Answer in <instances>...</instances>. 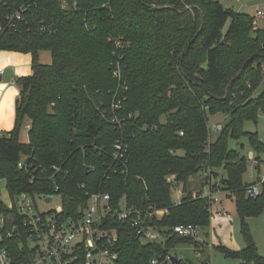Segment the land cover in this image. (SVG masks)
<instances>
[{
  "label": "trees",
  "instance_id": "trees-1",
  "mask_svg": "<svg viewBox=\"0 0 264 264\" xmlns=\"http://www.w3.org/2000/svg\"><path fill=\"white\" fill-rule=\"evenodd\" d=\"M2 51L30 54L33 72L14 81L15 127L0 132V183L11 198L53 195L58 186L70 216L97 192L115 204L164 210L152 220L164 242H143L131 225H116L118 264H151L181 243L200 250L173 228L210 226L214 202L193 198L190 179L224 170L211 191L235 201L246 247L221 250L241 264H264L245 222L263 213L264 184L257 197L248 196L251 160L229 147L247 136L264 153L258 133L244 131L246 122L264 116V28H255L254 17L217 0H0ZM42 52H50V64L40 62ZM217 114L226 121L212 141L209 117ZM121 139L129 145L128 162L110 169ZM22 157L28 160L21 169ZM254 161L264 163L260 156ZM171 176L182 185L178 204ZM6 212L0 187V214ZM7 246L13 261L28 260L19 239Z\"/></svg>",
  "mask_w": 264,
  "mask_h": 264
},
{
  "label": "built area",
  "instance_id": "built-area-1",
  "mask_svg": "<svg viewBox=\"0 0 264 264\" xmlns=\"http://www.w3.org/2000/svg\"><path fill=\"white\" fill-rule=\"evenodd\" d=\"M63 5L65 6V3ZM17 18L21 19V16L17 15ZM261 18H264V10L257 9L254 16L255 28H264L259 25ZM262 69L264 70V64ZM4 73L2 70L0 75ZM114 122L117 120L114 119ZM208 128L211 134L219 133L224 125L209 123ZM128 152L127 141L118 140L113 147L110 169L124 167L128 162ZM249 159L254 162L252 153ZM27 160L28 158L22 157L19 168H25ZM53 170L59 169L53 167ZM202 175L207 191H197L193 193V198L202 195L211 198L214 203L217 202L216 193L211 191V178L208 174ZM168 180L172 183L173 193L180 185L174 183L175 176L169 177ZM263 184L264 174L247 188L248 196L257 197ZM58 193L59 187L56 186L53 195L44 196H52L51 203L55 197L60 200V204L49 211H41L36 201L39 196L28 193L10 197L8 206L4 203L8 212L0 214V264H18L11 258L7 246V242L13 239H19L21 248L26 246L29 250L28 260L20 264H118V223L135 228L138 238L143 242L159 243L164 237L162 230L152 224L154 218L160 219L166 213L164 210L150 208L142 211L127 207L124 200L115 204L109 193L97 192L88 195L85 203L79 206L77 215L70 216L64 211L62 197ZM42 201L45 202L44 199ZM173 232L183 238L196 240L200 237V228L192 224L177 225ZM167 261H172L171 255H167L165 261L155 255L150 263L165 264Z\"/></svg>",
  "mask_w": 264,
  "mask_h": 264
},
{
  "label": "rangeland",
  "instance_id": "rangeland-1",
  "mask_svg": "<svg viewBox=\"0 0 264 264\" xmlns=\"http://www.w3.org/2000/svg\"><path fill=\"white\" fill-rule=\"evenodd\" d=\"M224 7L231 8L235 12L245 13L254 17L256 15L257 9L264 10V0H240L237 2L236 0H217ZM264 19V18H263ZM259 25L264 27V21H259ZM1 54V53H0ZM7 55V54H5ZM30 56V68L32 65V56L29 54H23L24 56ZM22 57V58H23ZM23 61V59H21ZM40 62L48 61L51 63V54L50 52H44L40 54L39 58ZM22 65V64H21ZM9 68L4 69L7 72L6 76L3 78H8L13 80L18 79L15 75L12 77L8 74ZM26 77V76H24ZM15 86L17 84L13 83ZM18 87V86H17ZM19 88V87H18ZM20 89V88H19ZM20 95V94H19ZM19 98V97H18ZM17 98V100H18ZM16 100V102H17ZM164 121V120H162ZM210 125L221 123L225 124L226 118L223 114H217L209 117ZM30 122H27L21 131L23 141L28 140V132L30 129ZM244 131L246 133H258L260 139L264 144V116L259 115L257 118V123L253 121L246 122L244 125ZM219 133L212 134V141H214ZM229 147L231 151H234L240 155V157H248L250 153H252L255 158L260 156V159L264 162V153L258 155L257 152L251 146L248 137L243 136L240 140L235 141L231 140L229 142ZM222 173L225 175L224 170ZM264 174V163L258 167V164L254 165L252 162H248L247 164V173L244 176V181L248 184L256 183L259 176ZM198 177V185L197 188H201V177ZM200 178V179H199ZM215 181L213 180L212 183ZM1 187V195L3 202L8 206L11 202L9 193L6 189L5 182L0 183ZM190 188L192 189V182L190 181ZM180 188L178 190L173 191V200L176 204L181 201ZM37 205L39 206L41 211H49L54 209L56 206L60 204V200L58 197H55L52 203H46L42 200L36 199ZM219 210V211H218ZM213 217L211 219L210 226L206 228H200V237L196 239L203 247L201 251L203 252L202 258L197 259V249L195 245L189 243H181L178 244L175 248L171 249L169 254L172 257L178 258L183 262H192L193 264H198L202 260H209L211 264H241V262L236 258H229L222 252L221 248H226L232 252L241 251L246 247V240L244 235V227L242 219L237 214L235 201L231 198L226 197L225 193H218V201L213 203L212 208ZM246 224L248 226V230L252 239L257 247L258 253L264 257V211L258 217H252L246 219ZM207 243H212V247H208L204 245L203 241ZM165 238L162 237L160 242H164ZM159 242V243H160ZM165 264H175L172 261H167Z\"/></svg>",
  "mask_w": 264,
  "mask_h": 264
},
{
  "label": "crops",
  "instance_id": "crops-1",
  "mask_svg": "<svg viewBox=\"0 0 264 264\" xmlns=\"http://www.w3.org/2000/svg\"><path fill=\"white\" fill-rule=\"evenodd\" d=\"M264 21L263 18L259 20ZM42 52L41 54H43ZM7 54V55H5ZM30 55V54H29ZM23 53H17V52H8V51H2L0 54V72L6 68L12 69L13 70V75L15 77L17 76L18 78L24 77V76H30L32 75V65L30 68V56H24L23 58ZM23 59V61L21 60ZM52 60V59H51ZM43 64H49L48 61H43ZM22 64V65H21ZM7 72L3 75H0V132H10L14 129L15 127V122H16V100L19 97L20 94V89L15 86L13 83L15 81V78L13 77L11 79H6L3 78L6 76ZM251 154V153H250ZM252 164L256 165L255 161L252 162ZM201 177V188L194 189V187L197 188L198 185V177ZM225 175L222 173V170H215L214 174L212 175L211 178V183L214 180L215 182L212 183V185L215 186V184L220 183V179H222ZM259 178V177H258ZM258 180V179H257ZM192 182V189L193 193L197 191H207L206 188H204V182H203V175L199 174L190 179ZM257 182V181H256ZM255 183V182H254ZM180 188V197H182V185H180L177 190ZM221 192V191H220ZM218 192V193H220ZM218 193H216L217 198H218ZM226 195V194H225ZM229 198V197H228ZM219 211V210H218ZM203 241V240H202ZM204 245L208 247H212V243H207L203 241ZM203 246L201 245V248ZM203 255V252L201 249L198 251L197 250V259H201ZM204 260L200 261L203 262ZM192 263V262H191ZM198 263V264H200ZM193 264V263H192Z\"/></svg>",
  "mask_w": 264,
  "mask_h": 264
},
{
  "label": "water",
  "instance_id": "water-1",
  "mask_svg": "<svg viewBox=\"0 0 264 264\" xmlns=\"http://www.w3.org/2000/svg\"><path fill=\"white\" fill-rule=\"evenodd\" d=\"M191 46V44L189 45V47ZM188 52V49L184 52V55H186V53ZM8 74L10 75V76H12L13 75V70L12 69H9L8 70ZM92 128V127H91ZM39 199L40 200H45V202L46 203H51V201H52V196H49V197H46V198H44V196H39ZM171 260H172V262L173 263H175V264H180L181 263V260L180 259H178V258H175V257H172L171 256Z\"/></svg>",
  "mask_w": 264,
  "mask_h": 264
}]
</instances>
